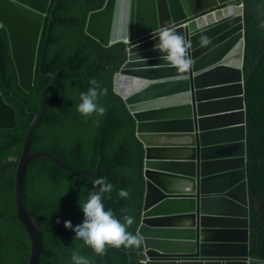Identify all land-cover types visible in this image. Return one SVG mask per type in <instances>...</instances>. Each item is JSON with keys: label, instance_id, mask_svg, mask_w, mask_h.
I'll return each mask as SVG.
<instances>
[{"label": "water", "instance_id": "1", "mask_svg": "<svg viewBox=\"0 0 264 264\" xmlns=\"http://www.w3.org/2000/svg\"><path fill=\"white\" fill-rule=\"evenodd\" d=\"M51 1L0 0V30L7 34L19 87L30 93L37 70L48 81L15 166L14 218L29 242L27 264H39L41 254V231L25 206L29 163L48 161L93 183L99 178V166L93 172L77 170L52 154L29 151L32 133L45 115V96L61 72H43L45 45L38 67ZM234 1L105 0L102 8L88 14L89 38L105 49L122 46L112 93L134 119L135 136L144 151V197L136 232L144 243L140 250L126 252L128 264L253 263L243 71L245 4ZM163 25L191 41L194 65L186 78L174 74L176 69L154 50L155 30ZM49 29L50 23L45 43ZM237 116L240 123L235 125ZM17 126L16 109L0 91V130ZM232 133H238L236 141Z\"/></svg>", "mask_w": 264, "mask_h": 264}, {"label": "trees", "instance_id": "2", "mask_svg": "<svg viewBox=\"0 0 264 264\" xmlns=\"http://www.w3.org/2000/svg\"><path fill=\"white\" fill-rule=\"evenodd\" d=\"M104 2L51 1L38 50V67L45 45L43 72H61L45 96V115L32 133L29 151L50 153L77 170L93 172L99 166V176L114 186L111 193L103 196L105 209L112 210L121 221L125 214L134 217L135 222L128 230L135 234L144 197V151L135 136L134 119L123 100L112 93L113 77L122 58L121 46L105 49L85 35L89 12L99 10ZM241 3L245 4L243 71L250 258L252 264H264V0H237L233 4ZM92 79L107 88V95L100 99L107 109L103 117H85L76 111L80 93L87 92ZM47 82L37 70L30 93L19 87L7 34L0 30V91L6 103L16 109L18 121L15 129L0 130V264L27 263L29 242L14 218L15 166ZM95 120H100L99 126ZM120 189L128 190L129 198H121ZM93 190L90 179L71 176L47 161L29 163L25 175V206L41 231L39 264H73L74 251L91 258L93 264H128L125 252L140 250L141 247L112 248L106 255L97 256L82 240L74 238V231L64 227L65 221H71L73 227L83 222L79 202H85Z\"/></svg>", "mask_w": 264, "mask_h": 264}, {"label": "clouds", "instance_id": "3", "mask_svg": "<svg viewBox=\"0 0 264 264\" xmlns=\"http://www.w3.org/2000/svg\"><path fill=\"white\" fill-rule=\"evenodd\" d=\"M238 5H242V3ZM155 31L156 35L153 38H158V42L154 45V50H158L161 53L159 59L164 61L165 64L174 67L178 74L186 78V75L191 72L194 65L190 52L192 47L191 41L169 25H163ZM201 39L203 42L206 38L202 37ZM89 84L90 87L87 92L80 93V103L76 105V111L85 117H103L107 109L100 103V99L107 95V88L102 87L95 79L90 80ZM94 123L99 126L100 120H95ZM113 190V184L99 176L95 180L94 190L89 193L87 200L83 203L79 202L84 216L83 222L75 227H73L71 221L64 222L66 229L75 232L74 238L82 240L83 244L91 248L97 256L107 254L108 248L106 246L117 249L121 247L131 249L140 248L144 243V238L141 234H134L128 230L135 222L134 217L125 214L121 221L112 210L105 209L102 203L103 196L105 193H111ZM118 194L121 198L125 199L130 196L129 191L126 189H120ZM122 212L126 213L127 210L122 209ZM133 258L135 259L134 256ZM71 259L73 264H93L91 258L80 255L76 251L73 252ZM135 262L138 263L137 261Z\"/></svg>", "mask_w": 264, "mask_h": 264}, {"label": "bare ground", "instance_id": "4", "mask_svg": "<svg viewBox=\"0 0 264 264\" xmlns=\"http://www.w3.org/2000/svg\"><path fill=\"white\" fill-rule=\"evenodd\" d=\"M174 74H178V73L176 72V73H174ZM238 123H240V117L237 116V118H236L234 124H238ZM232 134H237V133H232ZM232 134H231L230 136H232ZM238 136H239V135H238ZM238 136L236 137L237 139H238ZM232 139H233V138H232ZM237 139H235L234 141H236Z\"/></svg>", "mask_w": 264, "mask_h": 264}, {"label": "crops", "instance_id": "5", "mask_svg": "<svg viewBox=\"0 0 264 264\" xmlns=\"http://www.w3.org/2000/svg\"><path fill=\"white\" fill-rule=\"evenodd\" d=\"M235 125H236V124H235ZM237 136H238V133H237V134H232V136H231V137L233 138L232 140L234 141L235 139H237V138H236ZM182 226H184V225H182ZM159 253H160V252H159Z\"/></svg>", "mask_w": 264, "mask_h": 264}]
</instances>
